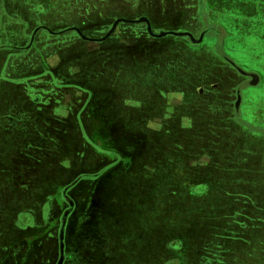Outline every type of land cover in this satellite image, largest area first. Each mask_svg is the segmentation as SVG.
I'll return each mask as SVG.
<instances>
[{
    "label": "rangeland",
    "instance_id": "rangeland-1",
    "mask_svg": "<svg viewBox=\"0 0 264 264\" xmlns=\"http://www.w3.org/2000/svg\"><path fill=\"white\" fill-rule=\"evenodd\" d=\"M193 1L192 6L198 7L193 11L195 20H207L206 24H213L216 21L214 0ZM141 4L139 12H145L142 0ZM125 15L131 13L126 11ZM262 17L264 0H219V20L225 27L236 20H259ZM179 20L177 15L176 24ZM163 29L157 33L165 32ZM145 30L151 31V28L145 27ZM222 30H219L220 39L227 35ZM209 39L210 35L205 41ZM255 41L252 42L254 52L251 57L258 66L264 64V52L259 53L260 48L264 51V44ZM193 50L198 51L196 47ZM160 55L162 58L158 56L157 60L170 61L167 70L174 82H162L157 72L162 65L158 63L151 69L155 76L140 79L139 75L131 74L133 79L120 77L119 84H127L129 89L137 79L146 85L166 83L171 89L179 86L183 97L177 101L176 107L171 105V112H162V131L160 125V129H144L147 156L142 163L143 176L139 179L138 189L135 191L129 184L130 177H122L120 171L113 173L108 192H114L109 203L101 198L97 206L99 219L95 221L96 230L105 232L106 236L103 233V238L96 241L97 251L91 264H264V133L259 135L256 130L235 123L231 115H225L228 93L223 84L228 78L220 73H206L202 67L206 62L205 53L199 58L189 54L175 55L173 51ZM48 64L55 66L54 59H49ZM24 66L30 67L29 64ZM126 74L131 76L129 72ZM156 78L159 80L154 81ZM86 80L95 90H87L84 86L86 91L62 94L65 101L78 96L80 118L84 114L96 121L93 124L87 120L80 123V132L105 148L114 145L121 130L116 124L104 121L111 106L115 114L119 108L128 105L121 111L129 119L127 125H122L129 128L122 130L125 142H129L136 123L135 114L131 118L134 110L129 107H135V99L123 101L119 94L114 97L119 90L115 88V91L109 81L104 83V79L99 81L88 76ZM146 85L141 93L144 104L137 112L140 119H145L151 112L157 116L161 109L154 107L159 99ZM10 91L0 89V264H43L49 244L53 247V242H47L46 230L40 232L39 229H52L57 238L60 228V241L57 239L54 244L57 249L68 216L75 209L83 213L93 212L96 205L73 202L82 197L71 188L72 176L76 173L75 159L70 155L74 146L71 139L77 133L73 124L65 123L61 130L62 139L54 143L50 141V151L40 156L33 147L30 149L21 140L8 136L10 124L8 120H2L3 115L20 116L25 122L31 117V111L24 107V99L13 96ZM250 92L245 90L244 97ZM171 98L178 100V95ZM160 99L167 100L166 93L160 94ZM15 101L20 107L19 114L7 109ZM243 109L241 118L244 121L248 122L250 117L254 126L261 124L264 127V99L262 105L252 106L249 114ZM23 120L19 121V130L29 132ZM57 143L62 148L56 147ZM58 148L61 153L69 152L59 161L55 157L60 155ZM189 154L191 163L176 158ZM125 159L130 163L132 157ZM59 162L65 167L62 172L58 168ZM47 196L49 199L60 196L63 203L52 207L46 201ZM51 211L57 213V219L46 222L42 217ZM35 216L37 219H33ZM81 218L74 221V226L79 222L86 224V219ZM63 248L57 252L53 264H62L66 255H71V252H63ZM174 249L178 251L172 252ZM99 252L109 255L111 260L99 259Z\"/></svg>",
    "mask_w": 264,
    "mask_h": 264
},
{
    "label": "crops",
    "instance_id": "crops-1",
    "mask_svg": "<svg viewBox=\"0 0 264 264\" xmlns=\"http://www.w3.org/2000/svg\"><path fill=\"white\" fill-rule=\"evenodd\" d=\"M142 1L146 7V13L139 12L142 5L141 0H0V89L8 88L12 91L13 96L24 99V107L31 111V117H28L26 122L20 116L7 117L3 115L2 120H8L10 124L7 130L8 136L15 140H21L30 146V149L33 147L40 156H43L50 151L48 149L50 141L54 143L57 139H62L60 136L64 124L72 123L77 133L71 139L74 141V146L70 149V155L76 163L74 168L76 173L72 176L74 179L71 182V188L75 189L77 195H82L80 199H75L73 202L96 205L93 212L83 213L75 209L68 216L62 246H64L65 252H71V255H66L62 264H91L93 255L95 256L97 251L96 241L103 238V233L106 236L105 232L96 230L97 222L95 221L99 219L97 206L101 198L104 197L107 199L105 203H109L111 193L114 192L113 190L108 192V189L111 188L113 173L120 171L122 177H130L129 184L135 191L138 189L139 179L143 176L141 175L142 163L147 156V152H144V141L146 140L144 129H160L161 127L160 131H162L164 129L162 112H171V105L176 107L183 97L182 89L179 86L171 89L168 84L160 82H151L152 84L147 83L148 85H146L138 82L137 79L136 83L130 84L127 89L136 91L135 108L131 116L132 118L135 114V132L131 134L130 141H126V143V137L122 130L129 128L122 125H127L129 119L125 112L121 111L124 107L119 108L120 111H115L114 114L111 110L113 106H111L104 123L116 124L121 133H118L120 137H117V142H113L114 145L105 148L94 141L91 142L80 132V123L87 120V123L93 124L96 121H91L87 117L88 115L85 117L84 114L80 118L78 106L81 102L77 99L79 97L75 95L65 101L62 95L66 91L74 93L80 90L86 91L84 86L87 87V90H95V88L87 83V80L73 82L76 86L63 85L59 77L61 74L64 75V72L67 73L65 69L70 70L67 73L68 76L74 77L71 80L76 81V77L81 80L78 77L79 72L84 69L90 74L92 70L97 69L98 62L105 63L109 58L106 56L107 47L109 44L115 43L121 48L113 49L110 56L114 59L115 66L118 65L122 68L119 77L133 79L134 76L131 74H136L140 79L142 77L150 78L151 75L155 76L151 69H154V66H158L159 63L162 68H159L157 72L162 77V82H174L171 73L167 70L170 61L160 60L162 58L160 54L165 51H173L175 55L189 54L199 58V55L205 53L204 60L206 62H203L202 67L205 68L206 73H220L228 78L227 82L223 84V88L228 93L226 94L227 111L225 115L227 117L231 115L230 118H233L235 123H240L249 130H256L259 135L264 133V127L261 124L254 126L250 117L248 122L251 123L241 118L242 111L244 112L243 108L249 114L252 106L263 104L264 98L260 97L264 96V64L257 66L255 60H252L251 54L254 52L252 50L253 40H257L255 42L260 45L264 44V33L260 32L258 37L250 35L249 31L247 35L248 51H241L242 48L239 44L246 43L245 37L243 35L240 37L238 28L235 31L234 26L225 27L219 20V0H214L213 3L216 10V21L213 24H206L207 20H195L193 11H196L198 7L197 5L192 6L193 0ZM122 9L124 10L122 11ZM126 11L131 15H125ZM177 15L180 16V20L176 24ZM108 23L109 28L105 34L96 33L98 29L104 30ZM145 27L151 28V31L142 30ZM119 28L126 30L123 39L119 37L117 39L121 40V43L115 40V34L119 32ZM161 28H168L163 29L167 35L157 36L159 34L157 31ZM229 28L231 32H236L238 35H230ZM220 29H223L227 34L221 33L222 39L219 37ZM179 31L182 34L169 33ZM208 35H210V39L205 41ZM65 38L69 41L66 47ZM231 42L232 45L226 47ZM195 47L198 49L197 52L193 50ZM262 52L264 51L260 48L259 53ZM243 55H247V60ZM158 56L160 59L157 60ZM49 59H54L55 66H49ZM22 60L25 62L22 63ZM28 64L29 69L24 66ZM22 65L25 67L24 69H21ZM56 72H59L60 75ZM127 72L131 76H126ZM85 78L87 79V77ZM157 80L159 78L154 81ZM78 85L82 87L80 88ZM145 85L151 87L154 92L153 96H157L159 99L157 103H154V107L161 109L157 116L151 112L145 119H140L137 112L144 104L141 93ZM245 90H251L246 98L243 93ZM164 93H166L167 100L160 99V94L164 95ZM174 95H178V100L171 98ZM17 102L11 103L12 105L10 104L7 109L17 114L21 113ZM21 119L24 124L27 123L29 132L23 133L19 130ZM155 119L156 121H154ZM141 123L147 127L142 126ZM58 146L60 147L57 143L56 147ZM58 150L60 149L58 148ZM175 152L176 149L173 150V153ZM66 153L69 152L65 150L61 153L60 150V155L57 154L55 157L59 161L60 157L67 155ZM128 157H132L130 163L125 159ZM190 157L189 154L176 158H182L187 163H191ZM58 168L60 172L65 170L62 164L58 165ZM58 197L60 198V196ZM59 198L52 196V199H49L47 196L46 201L52 207H58L63 203ZM81 217L86 219V224L79 222L74 226V221L82 219ZM42 218L46 222L54 221L57 219V213L51 211ZM33 219H37V217L35 216ZM69 225L71 228H68ZM32 227L34 224L31 225ZM45 230V236H47L45 240L49 243L52 241L53 247L48 243L49 248L46 251V260L43 264H53L58 252V244L57 249L54 246L57 238H55L54 230L39 229L40 232ZM92 236L94 237L91 238ZM99 253V259L102 257L110 259L109 255Z\"/></svg>",
    "mask_w": 264,
    "mask_h": 264
},
{
    "label": "flooded vegetation",
    "instance_id": "flooded-vegetation-1",
    "mask_svg": "<svg viewBox=\"0 0 264 264\" xmlns=\"http://www.w3.org/2000/svg\"><path fill=\"white\" fill-rule=\"evenodd\" d=\"M110 23V22H109ZM109 23L106 25V28H104V30H97L96 31V33H103V34H105L107 31H108V28H109ZM120 30H119V32H117L116 34H115V40H117V39H119V38H122V37H124L123 35H125L126 34V30L123 28H119ZM142 30H144L145 32H146V30H145V28L144 29H142ZM141 30V31H142ZM140 31V32H141ZM96 37V36H95ZM119 37V38H118ZM123 39V38H122ZM65 41V47L67 46V43L69 42L68 40H67V38H65L64 39ZM118 41V40H117ZM118 43H121V40L120 41H118ZM118 49V48H121V46H119L118 44H115V43H112V44H109V46L107 47V52H106V56H108L109 58H108V60H106L105 61V63H103V62H98L97 63V69H94V70H92V73H90V74H88L87 73V71L86 70H84V69H82L81 70V72H79L80 74H78L79 76H80V78H82V76H84V77H88V76H91V77H93V78H95V79H100L101 81H102V79H104V83H106V81H109L110 82V86L111 85H114L113 86V88H114V90L115 91H117V90H119V92H117L116 94H115V96L114 97H116L117 96V94H119L120 96H121V98L123 99V101L124 100H126V99H129V98H134V99H136V91H132V90H127V84H124V85H121V84H119V81L121 80V78L119 77V76H121V74H120V69H122L120 66L118 67V65L117 66H115L116 64H115V61H114V59L113 58H111V54H112V50L113 49ZM123 63V62H122ZM102 66V67H101ZM126 66V65H125ZM66 70V72L68 73L70 70H67V69H65ZM64 70V71H65ZM67 73H65L64 72V75H62L61 74V77H60V79H61V83L63 84V85H75L74 83H76V82H79V81H86V78L84 79H81V80H79V78H77L76 77V81L75 80H71L72 78H74V77H70V76H68V74ZM82 75V76H81ZM104 77V78H103ZM54 78V77H53ZM119 78V79H118ZM99 80V81H100ZM74 82V83H73ZM89 82V81H88ZM112 82H113V84H112ZM90 83V82H89ZM108 83V82H107ZM76 86V85H75ZM130 86V85H129ZM78 87H82L81 85H78ZM117 90H116V89ZM135 93V94H134ZM125 94H127V95H125ZM121 102V104H123L122 103V101H120ZM125 104V103H124ZM123 104V105H124ZM123 105H121V106H123ZM127 105H124V107H126ZM132 107V106H131ZM133 108V110H134V108L135 107H132ZM59 236H60V228H59V231H58V235H57V239L60 241V238H59ZM62 242H63V238H62V241H61V243H60V245L58 244V252H60V249L62 248ZM63 252H65V250H64V248H63Z\"/></svg>",
    "mask_w": 264,
    "mask_h": 264
},
{
    "label": "trees",
    "instance_id": "trees-1",
    "mask_svg": "<svg viewBox=\"0 0 264 264\" xmlns=\"http://www.w3.org/2000/svg\"><path fill=\"white\" fill-rule=\"evenodd\" d=\"M230 25L235 27V31L237 28L240 30L239 31L240 37H242V35L245 37L246 43L245 44H242V43L239 44V46L242 48L241 51L243 50L245 52L248 51V47H249V44H247V42H248L247 35L249 34V31H250V35H254V36H258L260 34V32L262 34L264 33V17H262V19H259V20H256L255 18L236 20L233 23H231ZM231 34H234L235 36L238 35L236 32H230V35ZM230 40L232 41V39H230ZM228 44H230V43H228ZM228 44H227V46H228ZM230 45H232V42ZM242 45H243V47H242ZM243 57L247 60V55H243ZM177 251H178L177 249H174L172 252H177Z\"/></svg>",
    "mask_w": 264,
    "mask_h": 264
},
{
    "label": "water",
    "instance_id": "water-1",
    "mask_svg": "<svg viewBox=\"0 0 264 264\" xmlns=\"http://www.w3.org/2000/svg\"><path fill=\"white\" fill-rule=\"evenodd\" d=\"M167 32H161L159 33L157 36H160V35H163V34H166ZM170 34H176V35H180L182 34L181 32H169Z\"/></svg>",
    "mask_w": 264,
    "mask_h": 264
}]
</instances>
